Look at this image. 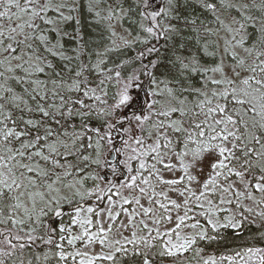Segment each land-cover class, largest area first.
Segmentation results:
<instances>
[{"label":"snow or ice","instance_id":"snow-or-ice-1","mask_svg":"<svg viewBox=\"0 0 264 264\" xmlns=\"http://www.w3.org/2000/svg\"><path fill=\"white\" fill-rule=\"evenodd\" d=\"M0 264H264V0H0Z\"/></svg>","mask_w":264,"mask_h":264},{"label":"trees","instance_id":"trees-1","mask_svg":"<svg viewBox=\"0 0 264 264\" xmlns=\"http://www.w3.org/2000/svg\"><path fill=\"white\" fill-rule=\"evenodd\" d=\"M130 54L134 55L135 53H130Z\"/></svg>","mask_w":264,"mask_h":264},{"label":"rangeland","instance_id":"rangeland-1","mask_svg":"<svg viewBox=\"0 0 264 264\" xmlns=\"http://www.w3.org/2000/svg\"><path fill=\"white\" fill-rule=\"evenodd\" d=\"M97 250H98V246H97Z\"/></svg>","mask_w":264,"mask_h":264}]
</instances>
